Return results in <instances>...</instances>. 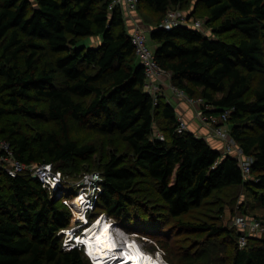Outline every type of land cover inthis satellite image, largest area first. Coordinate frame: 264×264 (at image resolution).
I'll use <instances>...</instances> for the list:
<instances>
[{
    "label": "trees",
    "instance_id": "16d2710c",
    "mask_svg": "<svg viewBox=\"0 0 264 264\" xmlns=\"http://www.w3.org/2000/svg\"><path fill=\"white\" fill-rule=\"evenodd\" d=\"M111 2L0 0V139L11 141L22 162H51L70 176L63 165L97 147L71 137L69 120L119 135L131 155L111 153L101 167L100 210L129 230L159 237L172 253L177 249L184 264H264V232L240 249L233 238L218 240L222 226L185 220L216 191L230 187L243 186L264 203V0H200L210 34L189 26L161 28L169 10H184L191 0H139L153 25L156 58L172 84L201 99L207 116L230 111L232 137L254 158L248 180L236 157H222L190 131L178 132L177 114L164 95L155 104L144 88L145 69L124 12L111 10ZM92 36L102 40L97 47L85 44ZM20 115L55 121L59 128L28 130L10 120ZM158 131L162 138L155 136ZM139 171L150 178L156 201L147 195L148 184L139 187ZM136 209L146 211L144 223L136 222ZM71 217L38 179L0 169V264H92L83 250L62 248L58 233ZM168 230L186 233L188 243L176 246Z\"/></svg>",
    "mask_w": 264,
    "mask_h": 264
},
{
    "label": "rangeland",
    "instance_id": "374dc122",
    "mask_svg": "<svg viewBox=\"0 0 264 264\" xmlns=\"http://www.w3.org/2000/svg\"><path fill=\"white\" fill-rule=\"evenodd\" d=\"M183 7L185 12L189 16L203 23L201 31L206 34H210L211 26L206 24L205 17L207 11L204 4H202L200 0H191L188 6H183ZM148 14L150 13H147L146 16H148ZM146 35L148 37V42L150 47L154 49L157 45L151 38L150 32L147 31ZM101 42L102 40L99 36H92L85 39V44H87L89 47H97L98 45H100ZM180 95H182V97L187 99L185 97L187 96L186 94H180ZM193 100H194L193 105L196 106L197 112L200 111L199 109L203 108L202 100L199 98H193ZM39 108H46V106L44 103H40ZM215 117H217L216 119L219 121L220 116L217 115ZM10 120H17L22 127L27 128L28 130L39 129V128L46 130H58L59 128V124H57V122L55 121H51V120L48 121L47 119H35V118L33 119L29 116H24V115L23 116L20 115L16 117L14 116L13 118H10ZM200 120L202 124L207 126L210 125L212 126V130H214V125L208 122H204L201 118ZM184 124L186 125L185 127L187 128V123ZM157 125L159 126V122ZM222 126L229 131L232 128V125L228 124V122L226 123V125L222 124ZM68 128L71 137L76 139L78 142L94 143L97 147V151L95 153L90 154L85 158H80V157L76 158L75 160L67 162L63 165L62 169L65 170L66 173L69 172L70 174L69 179L73 183L77 182L79 178L84 174V172L99 171L101 173V167L103 166V164H105L108 161L111 153H115L117 155L122 154L127 156L128 158L131 155L127 143L123 141L119 135L116 134L104 135L92 129L91 127H87V128L80 127L70 120L68 121ZM250 178L251 176L247 177L246 180ZM137 180L143 182V184L139 185L140 188H143L144 186H146V184H148L147 188L150 190L147 192V195H150L152 197V200L156 201V198H158V196L153 192L154 186L152 183H150V178L145 173L139 171L137 175ZM70 191L75 194L77 193L74 192L73 190ZM71 192H69V194H71ZM258 194L259 193H257V195ZM70 197L72 196L70 195ZM57 198L61 200V202H63V204H65L71 210L72 217L69 226L74 225V214L76 212L77 206L75 205V203H71L70 199L69 201L68 200L65 201V199L63 198L61 199L60 195H58ZM153 201L151 202L154 203ZM158 202H160L159 199ZM136 210L140 211V213L137 212ZM136 210L133 211L134 214L139 213V217H140L136 220V222L144 223L143 222L144 218H147L146 211L141 209H136ZM94 211L95 213L91 214L90 216V222H94L95 220H97V218H99L98 217L99 215L106 214L107 220H110L114 223V227H115L114 231L117 234L120 233L121 237L123 238L130 237L131 239H133L132 241L136 240L139 246L142 249H144L146 252H150L151 254H155V255L161 254L163 259H165L164 260L165 264H172V261L174 260L180 262L179 264H184L183 260L180 258L181 255L179 254L177 249L176 252H174L173 249V253H172V250L170 249L171 246H164L165 241L160 242L159 237L148 234L145 231L129 230L128 227L122 226L113 217L108 215L106 212L100 210V207L99 208L97 207ZM144 215L146 217H144ZM92 216H95L94 220L91 219ZM238 218H245V219L247 218L249 220L258 218L262 222H264V203L259 197L257 198L252 192L248 191L247 188L243 186L230 187L227 189L216 191L209 199H207L204 202V204L200 208L193 210L189 215H187L185 217V220L196 225H200V224L203 225L205 223H216V225L222 226L225 230V233H223V235H221L218 238V240L223 241L222 239H225L227 242H229V239L233 238L236 242H238L236 235L238 233V228L235 225V221ZM155 219L163 220V218H160L159 216L158 217L155 216L153 220ZM163 225L167 227L166 221H164ZM87 227L88 225L86 227H81L78 230L83 231ZM161 227L162 226H160L159 230L160 229L164 230ZM157 229L158 228H155L154 230ZM173 232L174 233H171V230L170 231L168 230V233L170 234L169 239L172 241L174 240L173 243H175L176 246L183 247L188 243L189 238L184 240L185 238L184 236L186 233L179 234V232H177L176 230H173ZM58 235L61 237V240H63V234L58 233ZM171 236L173 237L171 238ZM258 238L261 237L259 236ZM161 239L164 240L163 237H161ZM178 257L180 259H177ZM227 263L229 264V260L226 261V264Z\"/></svg>",
    "mask_w": 264,
    "mask_h": 264
},
{
    "label": "built area",
    "instance_id": "2783aa9c",
    "mask_svg": "<svg viewBox=\"0 0 264 264\" xmlns=\"http://www.w3.org/2000/svg\"><path fill=\"white\" fill-rule=\"evenodd\" d=\"M138 4L139 0H112L110 9L113 10L123 7L125 10L131 11L136 9ZM202 25L203 23L201 21L190 17L185 11L181 9H171L162 20L160 26L164 29H172L177 26H189L201 30ZM131 40L140 63L145 69L146 77L144 88L153 96L155 104H157L158 97L162 94L158 80L162 75L166 74V71L159 64L155 50L150 47L148 37L144 30L136 29L132 32ZM174 89L179 92V94H185L176 86H174ZM199 114L204 122L214 125V135L223 141V149L220 151L221 156L233 155L236 157L241 165L243 176L247 179L251 174L254 158L247 156L232 137L230 131L222 126V124L225 125L228 122L230 111L226 110L220 114L219 121L215 116L205 115L202 109H200ZM179 123L178 132H186L187 128L184 122L179 120ZM155 136L157 138L163 137L162 133L159 131L156 132ZM0 169L4 170L12 177L22 174L31 175L33 178L36 177V179L41 182L42 186L51 193L56 194V196L60 195L65 201H69L70 199L71 203H75L77 209L74 214V225L62 229L59 234H63L62 246L64 250L68 251L74 248L83 249L84 244L83 242H79V239L84 236L87 228L90 226V216L95 213L94 210L98 207L101 196L104 193V177L99 171L84 172L79 180L73 183L69 179V175L65 174L62 170L56 169L51 162L26 164L17 159L12 143L7 139H0ZM68 189L77 193H72ZM69 192H71V194H69ZM70 195L72 197H70ZM80 197H82V200L77 201ZM111 223L113 222L111 221ZM87 225L88 227L83 231L78 230ZM235 225L238 228V244L240 249H245L248 246L251 236H256L264 232L263 222L258 218L251 220L247 218H238L235 221ZM86 256L92 264H97L91 256Z\"/></svg>",
    "mask_w": 264,
    "mask_h": 264
},
{
    "label": "bare ground",
    "instance_id": "6f19581e",
    "mask_svg": "<svg viewBox=\"0 0 264 264\" xmlns=\"http://www.w3.org/2000/svg\"><path fill=\"white\" fill-rule=\"evenodd\" d=\"M78 200L81 201L82 197ZM98 217L89 223L86 233L79 239L84 244L86 255L91 256L97 264H165L161 254L146 252L136 240L117 234L106 214Z\"/></svg>",
    "mask_w": 264,
    "mask_h": 264
},
{
    "label": "crops",
    "instance_id": "0c3cea01",
    "mask_svg": "<svg viewBox=\"0 0 264 264\" xmlns=\"http://www.w3.org/2000/svg\"><path fill=\"white\" fill-rule=\"evenodd\" d=\"M120 8L124 12L129 33L134 32L136 29H142L146 33L147 31L150 32L151 35L153 25L146 20L144 13L139 10V4L136 9L131 11H127L123 7ZM153 41L156 43L155 40ZM156 48L157 46L154 50H156ZM158 84L161 88L162 95L165 96V100L174 108L178 121L181 120L187 123V131L194 133L198 137L205 138L211 146L221 151L224 145L223 141L214 135L212 126L202 124L199 111L197 112L196 106L193 105L194 100L188 96H185L187 98L185 99L174 89V85L171 81V74L166 72L165 75H162L158 80Z\"/></svg>",
    "mask_w": 264,
    "mask_h": 264
},
{
    "label": "water",
    "instance_id": "95a60500",
    "mask_svg": "<svg viewBox=\"0 0 264 264\" xmlns=\"http://www.w3.org/2000/svg\"><path fill=\"white\" fill-rule=\"evenodd\" d=\"M36 179V177H34Z\"/></svg>",
    "mask_w": 264,
    "mask_h": 264
}]
</instances>
